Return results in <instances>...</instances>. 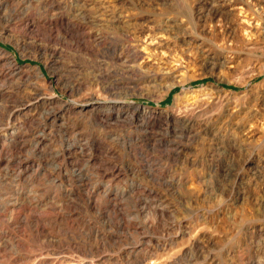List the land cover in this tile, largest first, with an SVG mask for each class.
Instances as JSON below:
<instances>
[{
  "label": "rangeland",
  "instance_id": "374dc122",
  "mask_svg": "<svg viewBox=\"0 0 264 264\" xmlns=\"http://www.w3.org/2000/svg\"><path fill=\"white\" fill-rule=\"evenodd\" d=\"M128 263L264 264V0H0V264Z\"/></svg>",
  "mask_w": 264,
  "mask_h": 264
},
{
  "label": "bare ground",
  "instance_id": "6f19581e",
  "mask_svg": "<svg viewBox=\"0 0 264 264\" xmlns=\"http://www.w3.org/2000/svg\"><path fill=\"white\" fill-rule=\"evenodd\" d=\"M73 8V7H72ZM81 12V11H80ZM215 12V11H214ZM218 12L219 11H216L213 15H214V17H217V16H219L218 15ZM111 18H115V17H110V20H112ZM92 19V18H91ZM117 20V19H116ZM116 20H114V21H116ZM58 21V20H57ZM114 21H112V22H114ZM71 30V29H70ZM71 34H72V32H71ZM77 34V33H76ZM153 35H151L150 36V39L149 40H151V41H154L156 38H153L152 37ZM76 37H78V36H76ZM75 41V40H74ZM159 42V41H158ZM79 44V43H78ZM157 45V44H156ZM157 49V48H156ZM137 49H135V51H134V53L136 52V54H138L137 53ZM133 53V52H132ZM116 56H118V55H116ZM139 56V55H138ZM119 57V56H118ZM117 57V58H118ZM137 57V56H136ZM11 67H12V69L15 71V73L17 74V75H19V76H21L20 74L22 73V67L21 66H19L17 63H16V60L14 59L13 61H12V64H11ZM216 67V66H215ZM39 70V69H38ZM40 71V70H39ZM171 72V71H170ZM174 72V71H173ZM162 75V74H161ZM160 75V76H161ZM169 75V74H168ZM157 77H159V76H157ZM170 78V77H169ZM148 79V78H147ZM154 80V79H153ZM152 80V81H153ZM158 80V79H157ZM163 80V79H162ZM172 81V80H171ZM149 82V81H148ZM175 87V86H174ZM23 107V106H22ZM186 109L188 108V106H186L185 107ZM189 109V108H188ZM129 264V263H128Z\"/></svg>",
  "mask_w": 264,
  "mask_h": 264
}]
</instances>
